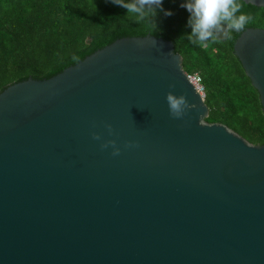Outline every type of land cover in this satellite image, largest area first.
Masks as SVG:
<instances>
[{"label": "water", "instance_id": "95a60500", "mask_svg": "<svg viewBox=\"0 0 264 264\" xmlns=\"http://www.w3.org/2000/svg\"><path fill=\"white\" fill-rule=\"evenodd\" d=\"M232 52L264 116V27ZM169 91L196 108L173 118ZM207 114L173 43L149 34L5 86L0 264H264V142Z\"/></svg>", "mask_w": 264, "mask_h": 264}, {"label": "trees", "instance_id": "16d2710c", "mask_svg": "<svg viewBox=\"0 0 264 264\" xmlns=\"http://www.w3.org/2000/svg\"><path fill=\"white\" fill-rule=\"evenodd\" d=\"M184 2L162 0L155 17L137 21L112 0H0V90L27 77L47 78L118 37L149 34L172 42L183 71L199 76L206 122L222 123L249 143L261 144L258 94L232 52L239 32L203 46L192 43ZM241 3L252 18L245 28L264 27V7Z\"/></svg>", "mask_w": 264, "mask_h": 264}, {"label": "clouds", "instance_id": "9594fccd", "mask_svg": "<svg viewBox=\"0 0 264 264\" xmlns=\"http://www.w3.org/2000/svg\"><path fill=\"white\" fill-rule=\"evenodd\" d=\"M112 3L126 9V13L135 17L137 21L148 16H156L157 9L162 8V0H112ZM181 7L188 11V25L191 32L188 39L201 46L208 41H216L217 37L227 32H242L252 19L251 16L241 11V0H185ZM166 16L172 15L170 10H165ZM170 87H175L174 84ZM169 113L173 118L183 117L189 109L196 108L194 103H189L184 95H175L169 91L166 95ZM109 134L113 133L111 124H106ZM93 139L101 140L99 133H92ZM101 148L112 147V154L119 155L120 148L115 140H104ZM126 147L137 146L128 142Z\"/></svg>", "mask_w": 264, "mask_h": 264}, {"label": "built area", "instance_id": "2783aa9c", "mask_svg": "<svg viewBox=\"0 0 264 264\" xmlns=\"http://www.w3.org/2000/svg\"><path fill=\"white\" fill-rule=\"evenodd\" d=\"M190 83L195 87L198 93L203 97V87L200 82V78L196 73L187 74L185 73Z\"/></svg>", "mask_w": 264, "mask_h": 264}]
</instances>
